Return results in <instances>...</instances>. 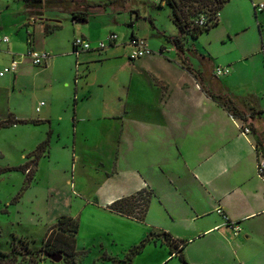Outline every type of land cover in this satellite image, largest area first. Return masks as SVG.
I'll list each match as a JSON object with an SVG mask.
<instances>
[{
    "label": "crops",
    "instance_id": "1",
    "mask_svg": "<svg viewBox=\"0 0 264 264\" xmlns=\"http://www.w3.org/2000/svg\"><path fill=\"white\" fill-rule=\"evenodd\" d=\"M88 2L97 6L88 8L89 19L83 24L58 20V13L65 11L69 15L73 10L82 9L83 5H71L63 11L53 9L55 12L51 17L54 18L50 19L45 18L43 10L36 13L25 8L30 16L22 27L32 29L31 33L27 31L29 36L25 40L26 51L33 49L47 53L49 57L43 65L33 66L28 58L21 55L15 59L8 47L5 50L0 49V53L11 59L10 62H17L16 71L8 73L13 74L14 81L17 76L21 79L25 77L31 65L41 68L35 75L53 76L55 72L64 87L68 88L72 81L76 86L75 71L81 61L89 57L85 54L104 50L96 49V44L109 35L106 30L108 23L102 20L105 18L108 21L110 16L113 19L110 18L109 23L113 22L118 28L125 26L130 29V39H142L139 25L143 20L149 21L150 30L154 29L158 36L177 35L174 25L170 26V32H161L151 16L141 13V9L147 4L144 0H138L130 6L127 0ZM250 2L258 34H246L250 26L245 18L229 7L232 4L229 0L220 10L216 26L199 35L197 39L184 37L183 41L191 51L203 57V64L191 63L186 57L187 49L184 46V57L189 60L196 77L187 72L181 63H143L131 67L138 75L150 80L145 83L142 81L144 86L158 88L156 106L152 111L141 109L140 113L129 109L131 105L128 101L135 92L133 89L136 84L130 80L125 88L123 106L110 109L107 117L110 120H120V126H114L107 140L108 147L114 154L111 171L99 181L91 197L72 198L77 206L75 213L62 215L71 218L78 225L74 253L83 256L82 262L86 261L85 256L92 247L99 250V259L111 261L112 264H128L126 258H120L110 249L117 244L123 246L129 243L123 249L122 253L125 255L149 231L165 232L173 239L186 241L184 248L196 237H204L205 234L213 232L222 233L228 241L226 245L231 247L239 245L241 237L250 240L259 233L256 225L246 228L242 226L245 220L264 215V176L259 178L256 175L258 164L262 163L264 170V7L260 11L254 9V4L264 5V1ZM161 6L164 7L163 4ZM36 26L41 31L40 41L37 39ZM46 26L57 28L45 33ZM67 26L71 28V34L65 36L64 47L61 32ZM216 30L219 33V42L229 45L221 58L213 56L199 42ZM78 37L90 42L92 49L75 55L72 43ZM9 42L8 37V42L1 43L0 46L8 45ZM150 51L143 58H154L152 50ZM165 51L168 50L161 46L159 52ZM175 52L177 54L176 50ZM216 67H227L229 73L215 77L213 70ZM201 85L214 93L234 98L238 104L243 100L245 109L249 110L246 115L250 116L252 112L258 114L247 116L246 123L233 118L202 91ZM72 89L73 96L68 98V102H64L69 104L67 106L70 103L73 105L70 128L73 138L70 143L62 144V147L68 148L69 145L70 149H75L78 146V123L91 121L95 112L87 105L90 104L89 96H79L77 88ZM39 106H45V103L41 101ZM39 106L35 108L36 113H40ZM79 112L81 116H78ZM65 116L58 114L55 117L50 112L46 118L18 120L47 121L49 128L45 139L48 138L49 149L52 142L57 144L60 141L61 133L64 132L61 130L63 124L70 123ZM245 124H250L253 129ZM18 125L20 124L14 126ZM242 126L248 127L250 133L242 135ZM81 135L84 136V133ZM150 148H155L152 157L149 155ZM48 151L44 156H48ZM141 190L150 191L152 194L144 222L120 216L107 209L113 201ZM260 225L261 233L264 234V223ZM233 226L239 228L237 233L232 230ZM84 228L87 231L83 233ZM228 232L232 233V239ZM143 253L146 254L144 264H182L158 238L147 243L130 264ZM96 260L92 264H96ZM186 261L188 264H198ZM237 264L248 263L239 260Z\"/></svg>",
    "mask_w": 264,
    "mask_h": 264
},
{
    "label": "rangeland",
    "instance_id": "2",
    "mask_svg": "<svg viewBox=\"0 0 264 264\" xmlns=\"http://www.w3.org/2000/svg\"><path fill=\"white\" fill-rule=\"evenodd\" d=\"M137 1L127 0V4L130 6ZM144 1L147 4L141 9V13L151 16L161 32H170V26L173 24L169 8L158 7L152 0ZM231 2L229 7L245 18L250 26L246 34H258L250 0H230ZM43 12L46 19L54 18L51 17L55 12L53 9H44ZM58 14L60 22H70L69 15L65 11ZM29 16L30 14L26 12L21 1L0 0V36L6 35L10 39L8 45L3 44L0 49L5 50L8 47L15 59L20 55H25L27 49L25 41L29 36L27 31L31 33L32 29L22 27V25L27 22ZM257 16L259 17V14ZM109 19L108 21L105 18L102 20L108 23L106 30L109 34L114 32L118 38L113 45L107 46L99 53L85 54L89 57L81 61L79 68L75 71L76 86L72 81L68 88L64 87L62 82L58 81L55 72L53 76L35 75L36 71L41 68L31 65L22 79L17 76L14 81L13 74H6L4 78H0V121L8 117L11 120L15 117L17 119L46 118L50 112L55 117L58 114L63 117L66 115L70 121V123L63 124L61 130L64 132L61 133L60 141L57 144L52 142L48 149V156L39 160L33 175H27L22 171L3 170L23 166L29 161L26 158L27 155L46 137L48 122L44 120L38 125L25 124L0 129V252L9 253L11 247L14 246L16 252L13 264H73L72 259L67 261L63 254L64 259L58 263L48 260L47 254L21 256L19 247L22 245L30 252L40 249L42 239L53 224L62 215L76 212L77 206L72 198L91 197L99 181L110 173L114 154L110 151L107 140L114 126H120V120H110L107 116L111 108L123 106L125 88L129 81L133 80L134 84L136 83L133 89L135 92L128 101L131 105L129 109H132L134 113H140L141 109L152 111L156 106L158 88L152 85L144 86L141 82L145 83L150 80L138 75L139 73L131 67L143 63L153 65L164 63L179 65L181 63L173 45L167 42L162 34L158 36L154 29L150 30L149 21L144 20L139 25L140 36L146 42L148 49L152 50L154 58L149 56L130 61L128 59L132 51L129 44L130 29L125 26L118 28L113 22L109 23ZM35 29L37 39L40 41L42 36L39 33L40 28L36 26ZM70 34L69 26L61 32L64 47H66L65 36L68 37ZM218 35V30H216L199 42L204 44L213 56L221 58L229 45L220 43L217 39ZM209 42L212 43L209 44ZM161 46L168 51L160 53ZM184 46L187 49L186 57L191 63H202L200 58L193 56L192 49L185 42ZM10 60L8 56L0 53V70L8 66ZM72 88H77L79 96L81 94L89 96L88 103L90 104L87 105H90V110L93 109L95 112H93L95 115L91 121L78 123V146L75 149H70L69 145H67L68 148L62 147V144L70 143L73 138L70 131L73 105L70 103V106H67L68 103H65L68 102L69 97L73 96ZM41 101L45 103V106H39ZM37 106L40 107V113L35 112ZM63 111L66 112L65 115ZM80 114L79 112L78 116H81ZM82 133L85 138L81 135ZM96 146L98 147L95 149ZM154 151L155 148H150V157L154 155ZM165 159L167 160V157ZM256 175L260 178L257 171ZM263 176L264 170L261 177ZM260 223H264V215L245 220L242 224L244 228L256 225L259 233L250 240L241 237L240 244H236L235 247L227 246V239L219 232L196 237L184 248L185 261L198 264H237L239 260H244L248 264H264V234L261 233ZM57 231L58 229L55 228L52 235ZM85 231L87 229L84 228L83 233ZM228 233L232 239V233ZM128 244L123 246L117 244L110 250L120 258L121 256L125 258L128 253L124 255L122 252L124 247L129 246ZM82 257L80 254L75 255L74 264H92L94 259H97L96 264H112L111 261L97 258L99 257L97 248L91 247L90 253L85 256V262L81 261ZM145 258L146 254L143 253L133 260V264H144Z\"/></svg>",
    "mask_w": 264,
    "mask_h": 264
},
{
    "label": "trees",
    "instance_id": "3",
    "mask_svg": "<svg viewBox=\"0 0 264 264\" xmlns=\"http://www.w3.org/2000/svg\"><path fill=\"white\" fill-rule=\"evenodd\" d=\"M21 1L24 7L28 10H32L38 13L44 9H57V10H67L71 5H83L82 9L73 10L70 12V21L72 23L80 22L86 23L89 19L88 8L92 6H97L95 3H90L88 1H75V0H16ZM229 0H165L163 5L170 10L171 22L177 30L176 36H166L162 35L167 42L173 45L174 49L177 51L178 58L181 60V64L184 66L187 72L196 77V73L193 71L189 60L184 57V42L185 36H189L193 39H197L199 35L207 32L212 27L216 26L218 23V18L214 19L215 14L219 13L223 6ZM158 7H162V4H156ZM256 5L254 4V9L256 10ZM204 16L206 18L205 25L197 26L194 25V20L199 16ZM214 19V20H213ZM151 22V21H150ZM152 23V22H151ZM57 27H45V33H49L55 30ZM114 34V33H113ZM116 35V34H115ZM133 39V37H131ZM117 40V39H116ZM112 44V43H111ZM193 55L200 58L202 64L204 63L202 56H197L196 52L193 51ZM202 91L211 98L219 107L226 111L233 118L241 120L243 123L247 122V112L249 110L245 109V103L242 100L238 104L234 98L229 97L225 94L214 93L210 90L205 89L202 85L200 86ZM252 112V111H251ZM258 113H250L248 117L256 115ZM40 120H11L9 117L5 120L0 121V129L14 126L17 124H41ZM249 128H252L250 124H245ZM253 129V128H252ZM48 151V138L42 141L36 146V148L27 155L29 160L25 165L17 168H8L3 171H22L27 173V175H33L35 172V167L38 161ZM152 194L150 191L141 190L132 195L119 198L113 201L107 209L114 212L120 216L128 217L134 219L138 222H144L151 200ZM69 227H65V226ZM57 228L58 231L54 234V229ZM77 223L69 217L61 216L56 223L51 227L45 234L41 241V247L37 251L30 252L26 247L20 246V254L24 256L29 254L30 256L36 254H53L60 253L65 256L68 261L70 258L71 262H74V249H75V234L77 232ZM156 238L161 239L162 243L168 248L171 255L176 256L182 264H187L183 256V248L186 245V241L177 240L171 238L167 233L161 232L156 233L149 231L146 236L135 246H133L126 255V261L130 264L133 257L139 254L145 245L149 242L154 241ZM21 242V241H19ZM15 249L14 246L11 247L9 253L0 252V264H13L15 260ZM10 254V255H9ZM64 259V258H63Z\"/></svg>",
    "mask_w": 264,
    "mask_h": 264
},
{
    "label": "built area",
    "instance_id": "4",
    "mask_svg": "<svg viewBox=\"0 0 264 264\" xmlns=\"http://www.w3.org/2000/svg\"><path fill=\"white\" fill-rule=\"evenodd\" d=\"M152 1L155 4H163L165 2V0H152ZM263 7H264L263 4H257L256 10L260 11L263 9ZM218 17H219V13H216L214 19H216ZM205 22H206V18L201 15L198 18H196L193 23H194V25H197V26H203V25H205ZM116 39H117V36L115 34L111 33L105 38L104 41H100L96 44V49L102 50V49L106 48L107 46H109L111 43H114L116 41ZM7 42H8L7 36H5V35L0 36V44L1 43H7ZM129 44L132 47V51L128 55V59L130 61L140 59V58H142L146 55H149L151 53V51L147 47L146 42L142 39H136V38L130 39ZM72 47H73V53L75 55H77L79 52L88 51V50L92 49L90 42H88V41H86L80 37L75 38L73 40ZM21 57L28 58L33 66H41L48 59L49 55L47 53H44V52L29 49L28 51L25 52V55H21ZM16 69H17V62L12 60L7 67H4L0 71V77L4 76L5 74H8V73H14L16 71ZM228 73H229V70L227 67H216L213 70V74L215 77L227 75ZM40 105H43V103H40ZM38 110L39 109L37 108L36 111H38ZM240 129H241L242 135H246V134L250 133L248 127L242 126V127H240ZM262 172H263V165H262V163H260L257 166V173L260 177L262 176ZM218 212L220 213V211H218ZM232 230L234 231V233H237L239 231V228L237 226H233ZM37 264H39V263H37Z\"/></svg>",
    "mask_w": 264,
    "mask_h": 264
},
{
    "label": "water",
    "instance_id": "5",
    "mask_svg": "<svg viewBox=\"0 0 264 264\" xmlns=\"http://www.w3.org/2000/svg\"><path fill=\"white\" fill-rule=\"evenodd\" d=\"M46 258L52 262L58 263L63 259V256L60 253H53V254H48Z\"/></svg>",
    "mask_w": 264,
    "mask_h": 264
}]
</instances>
